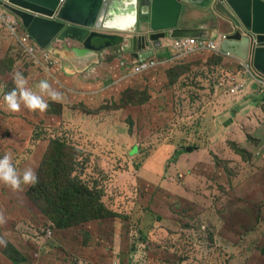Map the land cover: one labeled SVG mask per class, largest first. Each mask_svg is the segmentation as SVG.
<instances>
[{"label":"rangeland","instance_id":"rangeland-1","mask_svg":"<svg viewBox=\"0 0 264 264\" xmlns=\"http://www.w3.org/2000/svg\"><path fill=\"white\" fill-rule=\"evenodd\" d=\"M5 28L0 23V158L11 154L18 171H35L50 141H67L77 151L76 175L112 215L54 227L45 239L52 225L24 194L28 187L14 192L0 184V264H264V85L246 83L231 94L227 59L209 52L127 72L126 87L112 96V108L126 111L81 135L47 96L42 114L23 104L7 109L15 72L33 91L41 80L54 81L40 49L29 54ZM115 119L119 134L104 136ZM186 148L194 149L176 167L175 154Z\"/></svg>","mask_w":264,"mask_h":264},{"label":"water","instance_id":"water-1","mask_svg":"<svg viewBox=\"0 0 264 264\" xmlns=\"http://www.w3.org/2000/svg\"><path fill=\"white\" fill-rule=\"evenodd\" d=\"M214 6L230 26L240 25L224 37L221 49L264 70V0H217ZM182 7L181 0H0L1 11L15 18L40 49L54 40L74 41L88 53L118 47L129 36L133 49L160 38H201L203 30L179 29ZM113 20L120 27H109ZM142 29L150 33L138 35Z\"/></svg>","mask_w":264,"mask_h":264},{"label":"crops","instance_id":"crops-1","mask_svg":"<svg viewBox=\"0 0 264 264\" xmlns=\"http://www.w3.org/2000/svg\"><path fill=\"white\" fill-rule=\"evenodd\" d=\"M216 1L217 0H215V2L214 0H181L183 7L178 22L179 29L203 30V32H198V34L201 35L200 37L209 38H214L216 35L225 37L231 33L232 30L239 29L240 25L232 27L220 17L219 12L214 6ZM144 12L148 15L149 9L144 10ZM5 29V31H7V28ZM20 31L25 32L22 28H20ZM144 32L145 30L142 29V33H138V35L147 36L150 33ZM192 37H198V35L194 34ZM56 42L55 45L51 43L49 47L43 51H39L40 54L38 52L37 55L39 54L40 56L42 52H45L50 56L51 62H55L53 67L48 70V76L54 81V85L52 86L53 89L61 93L60 101L55 103L60 106L63 118L67 120L70 126L78 130L81 135L98 132L91 123L103 119L106 120L109 116H117L119 118L122 112L126 111L123 107L112 108L115 102L112 96L115 92H120L123 86L126 87V74L135 62L151 56L158 62V65L155 67V69H158L169 67L170 64L178 65L184 61L178 62V60L174 59L165 61L173 51L166 44L164 50H157L155 52L149 49V42L146 45L142 44L141 49L137 46L133 49L134 46L131 43V36L127 37V41L124 42L121 48H111L99 53L83 52L74 41L71 43L66 41L67 43L65 44L60 40H56ZM164 42L167 43L168 40ZM65 45L69 47L64 48ZM148 52H152L153 55ZM207 54L218 57L211 53ZM161 56H164V62L162 63L160 62ZM226 59L227 63H229L227 65V67L230 68L229 70H231L233 74L239 72L237 68L239 62L232 58ZM256 70L259 75L264 78V70L259 68ZM79 104L82 105L83 109L85 108L91 112L82 111L80 108L75 107ZM120 124L122 123L119 122L118 124L116 119L113 120V122L110 121L105 124L104 136L111 134L112 130H117L119 134L118 126ZM124 130L122 129L120 131L122 133L124 131L125 134L128 135L126 127ZM135 150L136 148H133L132 152ZM185 155L187 154L181 155L176 163H178L179 160H185V158H187ZM181 165L182 164L179 162L176 167L180 168ZM193 168H195V164ZM193 168L191 170H193Z\"/></svg>","mask_w":264,"mask_h":264},{"label":"trees","instance_id":"trees-1","mask_svg":"<svg viewBox=\"0 0 264 264\" xmlns=\"http://www.w3.org/2000/svg\"><path fill=\"white\" fill-rule=\"evenodd\" d=\"M237 68L238 71L241 69L240 66ZM193 149L178 151L172 162L181 153H188ZM76 160L77 151L72 145L60 138L53 139L36 169L37 172L35 170L38 183L24 191L28 200L49 218L57 230H66L112 215L100 200L96 188L76 175ZM261 251L264 254V247Z\"/></svg>","mask_w":264,"mask_h":264},{"label":"clouds","instance_id":"clouds-1","mask_svg":"<svg viewBox=\"0 0 264 264\" xmlns=\"http://www.w3.org/2000/svg\"><path fill=\"white\" fill-rule=\"evenodd\" d=\"M25 33L27 32L25 31ZM186 38H195V37H186ZM173 39H179V38H169V37L160 38L156 42H149V43L151 45V44L159 43L158 42L159 40H173ZM197 39H200V38H197ZM38 49L40 48L38 47ZM43 50L44 49H40V51H43ZM198 54H195V55H198ZM195 55H190V56L178 59V62L183 61L184 59H187ZM41 58H42V54H41ZM149 58H152V57H147V58H144L143 60L149 59ZM221 58H227V57H221ZM171 59H172V53L165 61H168ZM143 60H139V61H143ZM52 63L53 64L49 68H47L48 70H50L55 64V62H52ZM129 72L132 74L131 68ZM145 73H142V74H145ZM13 83H14V88L10 92L4 95V102L7 106V109L11 112L20 111L21 104H23V106L29 111L36 112L38 110L39 113L42 114L48 109V103L44 99L45 96L49 97L54 102H59L61 99V93L53 89L52 85L49 83L47 79L41 80L36 85V88L38 89V91H33L31 88L27 87V83H28L27 79L20 72L14 73ZM37 183H38V177L36 175V172L32 168H26L25 170L20 172L17 170V168L13 164L11 154H5L2 158H0V184L10 188L12 191L15 192V191H23L24 188H27V187H33ZM2 223H4V218L2 215H0V224ZM48 225L50 226V223ZM51 225L52 227H47L44 233L47 230L52 231V229H54V226L52 223ZM44 233L42 232V236L45 239H50L53 236V231L51 232L52 233L51 236L48 238L45 237ZM0 244H6V242L2 238H0Z\"/></svg>","mask_w":264,"mask_h":264},{"label":"built area","instance_id":"built-area-1","mask_svg":"<svg viewBox=\"0 0 264 264\" xmlns=\"http://www.w3.org/2000/svg\"><path fill=\"white\" fill-rule=\"evenodd\" d=\"M62 2V0H60ZM0 21L7 28V30L14 36L17 37L18 42L22 46H26L25 50L29 54H35L38 50L37 45L32 40V38L25 32L20 31L19 22L10 16L9 14L0 10ZM224 36L216 35L215 39L204 40L197 38H179L168 40V42H164L165 40H159L157 44H151L150 48L153 52L157 50H164L165 44L168 45L173 51L172 59H181L190 55H195L202 52H209L218 57H231L229 54L224 53L221 49V44L224 41ZM45 67L49 68L53 63L50 60V56L42 52V58ZM158 65V62L153 58L145 59L143 61L135 62L131 67V71L133 75L142 74L154 69ZM244 73L242 82H232V88L230 89L231 94H235V92H239L245 88L246 83L255 84L254 86L264 85V78L253 72L251 66L246 63L241 64ZM253 88V86H252ZM51 230H47L44 234L45 237L48 238L51 236Z\"/></svg>","mask_w":264,"mask_h":264},{"label":"flooded vegetation","instance_id":"flooded-vegetation-1","mask_svg":"<svg viewBox=\"0 0 264 264\" xmlns=\"http://www.w3.org/2000/svg\"><path fill=\"white\" fill-rule=\"evenodd\" d=\"M216 37V36H215ZM215 37L214 38H209V37H201L200 39H204V40H208V39H211V40H213V39H215ZM223 43V42H222ZM222 45V44H221ZM227 58H232L233 60H236V61H238L239 62V66L241 67L242 65V63H246V64H249L250 66H251V68H252V70H254L253 72L254 73H256V74H259L258 72H257V68H255L254 67V65H253V63L251 62V59L249 58V59H247V60H245V61H243V60H240L239 58H237V57H234V56H231V57H227ZM242 70H243V68L241 67V69L239 70V72H237V73H235L234 75H232V74H230L229 76H228V80H230V81H234V82H239V79H240V75L242 74V76L244 75V73L242 72Z\"/></svg>","mask_w":264,"mask_h":264},{"label":"bare ground","instance_id":"bare-ground-1","mask_svg":"<svg viewBox=\"0 0 264 264\" xmlns=\"http://www.w3.org/2000/svg\"><path fill=\"white\" fill-rule=\"evenodd\" d=\"M108 26H109V27H113V26H115V27H120V24H119L116 20H113V21H110V22L108 23Z\"/></svg>","mask_w":264,"mask_h":264}]
</instances>
